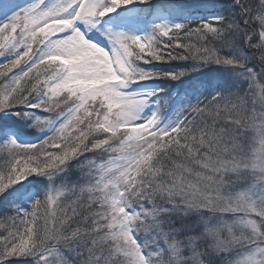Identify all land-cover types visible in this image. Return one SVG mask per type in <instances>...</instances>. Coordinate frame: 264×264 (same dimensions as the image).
<instances>
[{
	"label": "snow or ice",
	"instance_id": "obj_1",
	"mask_svg": "<svg viewBox=\"0 0 264 264\" xmlns=\"http://www.w3.org/2000/svg\"><path fill=\"white\" fill-rule=\"evenodd\" d=\"M8 13L0 264H264V0Z\"/></svg>",
	"mask_w": 264,
	"mask_h": 264
},
{
	"label": "rangeland",
	"instance_id": "obj_2",
	"mask_svg": "<svg viewBox=\"0 0 264 264\" xmlns=\"http://www.w3.org/2000/svg\"><path fill=\"white\" fill-rule=\"evenodd\" d=\"M32 0H16V3L19 5V7H24L27 4L31 3ZM11 16V13H8L7 16L5 15H0V23H3L6 21V19ZM89 35L93 38V39H97V40H102L103 37L99 34V32H97L96 30H93L92 33H89ZM215 73V72H214ZM142 85L144 87H152L153 86V82L151 81H146V82H141ZM183 84V83H182ZM161 86V85H160ZM168 86V85H167ZM167 86L165 88H167ZM184 84L182 85V87L180 86L179 89H176V87L172 88V91H178L181 90V88L183 89ZM27 131L29 133H35V135H27L22 137V140L24 142H35L38 138H42V133L37 132L35 129H27ZM33 178V177H32ZM26 184V183H24ZM18 187V186H17ZM34 191V190H33ZM17 264H32V261H18Z\"/></svg>",
	"mask_w": 264,
	"mask_h": 264
},
{
	"label": "trees",
	"instance_id": "obj_3",
	"mask_svg": "<svg viewBox=\"0 0 264 264\" xmlns=\"http://www.w3.org/2000/svg\"><path fill=\"white\" fill-rule=\"evenodd\" d=\"M210 72H215V68L214 66H210L209 68L207 69H201L199 72H194L191 74V79L192 80H201V78L206 74V73H210ZM188 78H183V81H187ZM161 87H166L167 85V88L172 90L173 87H176V89H179V87L182 85V81H175V82H172L171 84H168V83H161L160 84ZM22 123H24L25 125H27L28 121H23ZM34 178L32 177H29V180L28 181H24L23 183H26L28 184L29 181L33 180ZM39 179V178H37ZM32 190H35V189H32ZM42 190V188H41Z\"/></svg>",
	"mask_w": 264,
	"mask_h": 264
}]
</instances>
